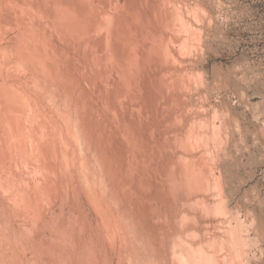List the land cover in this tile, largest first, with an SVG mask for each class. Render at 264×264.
I'll return each instance as SVG.
<instances>
[{
  "label": "rangeland",
  "instance_id": "374dc122",
  "mask_svg": "<svg viewBox=\"0 0 264 264\" xmlns=\"http://www.w3.org/2000/svg\"><path fill=\"white\" fill-rule=\"evenodd\" d=\"M0 1V9L4 8L1 9L0 22L4 21L2 23L6 25L0 24V29L6 34H0V49L7 47L4 49H8L10 56L5 62L0 60V69H4L5 75L7 73L8 83L27 93L32 103L30 109L22 114L27 126L24 135L19 136L11 129V136L13 134L22 142L29 155L33 156L34 136L42 129L46 139L58 144L66 155H58L55 169V181L63 197L58 199L49 195L46 199L40 195L36 204L38 212L35 207L33 211L24 204L23 210L9 180L7 184L10 186L6 184L9 169L2 157L7 158L9 147L3 139L0 140V180L3 179L0 181V194L10 208L8 212L4 211L0 200V225L10 221L15 233L35 238L40 243L58 238L57 241L74 248L82 262L92 261L93 254L97 252L102 264H180L177 259L180 253L188 257L194 254L193 259L199 256L195 260L200 264H264V149L254 148L250 155L243 152L245 143L240 136L241 128H246L249 142L254 145V131L264 130L259 121L260 117L264 119V0H96L104 15L108 12L114 17L110 35L107 36L106 31L96 35V28L92 26L94 33L88 34L90 38L78 34L72 41L67 38L64 41L61 31L65 27L63 15L71 10L68 14L79 17L75 12H79L80 5L85 8L87 0L76 3L73 0H46L52 5H47L44 0ZM162 4L170 12L183 14L186 25L196 35L194 41L185 42L181 36L176 38V30L161 22L158 7ZM68 6L69 9L72 6L73 11ZM62 10L66 13H60ZM55 18L60 22H55ZM89 19L87 22L92 21ZM24 38L26 42L30 38V44L42 49L39 52L44 61L55 58L42 64H48L53 75L44 73L39 76L35 68L42 66L33 67L36 63L33 64L29 56H24L23 60L17 57L16 53L20 52L16 50L21 51L25 47ZM163 38L176 58L159 56L158 59L153 53L149 55L150 44L154 48L160 46ZM52 43L55 46H51ZM185 44L187 51L180 56ZM165 68L164 83L170 87L166 90L160 86ZM178 68L186 69L185 79L175 72ZM62 71L67 77L62 78ZM35 76L37 79H33ZM211 121L215 123L213 129L207 124ZM222 121L228 122H225L226 128L231 126V136L229 131L223 130L224 126L222 128V133L225 131L223 134L229 135L228 139L221 135L222 139L225 138V145L216 135V128ZM209 129L214 135L212 138ZM202 134L208 135V139ZM218 139L219 144H216ZM226 145L230 149H226ZM229 150L231 155L227 154ZM10 151L20 162L21 154L16 150ZM192 162L205 174H209L213 167H221L224 178L218 177L220 182L213 178L214 181H208L210 186H200L197 190L202 197L197 199L187 198L186 186L183 184L185 187H182L184 170L190 169ZM239 162H246L247 167L240 168ZM22 167L23 171L27 169L23 175H28L24 176L29 178L32 188L27 192L34 191V184H38L39 189L42 185L44 188L43 180L35 182L29 177L32 165L24 163ZM77 169L85 175V189L79 181ZM5 189L8 191L4 192ZM223 191V198L227 195L224 203L222 198L215 197ZM71 194L74 196L72 201H67ZM88 194L94 195L93 201ZM10 196L17 198L13 200L18 205L12 203ZM94 198L99 202L97 205L102 201L109 209V216L105 215L110 225L119 221L124 226L128 239L121 232L114 236L110 234L104 214L97 209ZM122 206H128L131 211ZM34 212L40 216L38 220L30 219ZM27 213L31 217L28 218ZM223 216L230 217L232 221ZM34 220L35 223L38 221L39 227L35 228ZM136 222L140 226L147 222L154 227L152 239H146V234L142 228V231L138 230ZM187 228L191 231L186 232ZM2 229L0 264H36L38 257L34 249L24 245L19 255L10 245L13 229ZM73 230L82 235L80 240L70 236ZM158 230L164 231L159 233ZM180 230L185 243L181 246L175 245L176 235L173 236ZM157 251L161 253L157 255ZM26 253L27 256L23 257Z\"/></svg>",
  "mask_w": 264,
  "mask_h": 264
},
{
  "label": "bare ground",
  "instance_id": "6f19581e",
  "mask_svg": "<svg viewBox=\"0 0 264 264\" xmlns=\"http://www.w3.org/2000/svg\"><path fill=\"white\" fill-rule=\"evenodd\" d=\"M45 2H46V0H44ZM55 1H57V0H55ZM59 1V0H58ZM62 1V0H61ZM73 1H75L74 3H76V2H78V0H73ZM86 1V0H85ZM53 2H54V0H53ZM63 2V1H62ZM70 2V1H69ZM86 2H88L87 3V6L84 8V7H82L81 5L79 6V12L77 13V12H75V14H77L80 18H82V20H78L79 19V17H76V16H72V15H70L71 14V8H72V6H71V8L69 9V6L67 7L70 11L68 12V13H70V14H66L65 16L63 15V18H64V22L62 21V24H64L65 25V27H63L62 28V26H61V28H59V29H61V31H62V35H63V38H64V41H65V38H67V39H71V41L73 40L72 38H74V36H76V35H78V34H84V35H88V34H93L94 33V31H93V28H92V26H95V28H96V32L98 33V34H96V35H101L102 34V32H104L105 33V31H106V34H107V36L108 35H110L109 34V32L111 33V27H112V20L114 19V17H112L111 15H112V13H111V15L108 13V12H105V15H104V13L103 12H101V8L97 5V3H96V0H87ZM0 3H1V1H0ZM46 3H48V2H46ZM57 3H59V2H57ZM66 2H64V4H65ZM68 3V2H67ZM71 3V2H70ZM11 4V3H10ZM49 4H51L50 2L47 4V5H49ZM63 4V3H62ZM1 5V4H0ZM31 5V4H30ZM46 5V4H45ZM52 5V4H51ZM50 5V6H51ZM69 5V4H68ZM76 5V4H75ZM54 7H55V3H54V5H53ZM62 6V5H61ZM61 6H59V7H61ZM78 6V5H77ZM2 7V6H1ZM11 7V6H10ZM47 8L49 7V6H46ZM38 8V7H37ZM46 8V9H47ZM76 8V7H75ZM1 9H4V8H1ZM1 9H0V13H2L1 12ZM57 9H59L58 7H57ZM67 9V10H68ZM114 9V8H113ZM45 10V9H44ZM60 10V9H59ZM104 10V9H103ZM42 11V10H41ZM46 11V10H45ZM55 11V10H54ZM72 11H73V8H72ZM78 11V10H77ZM105 11V10H104ZM3 12H5L4 10H3ZM56 12H58V11H56ZM66 13V11L64 10H62V12H60V13ZM60 13H58V14H60ZM74 12H72V14H73ZM101 13H103V15L101 14ZM158 13H159V15L161 16L162 15V21L161 22H166L169 26H170V29H173V30H176V32L178 33V35H176L175 34V36H176V38L177 37H179V36H181V37H183V38H185L184 39V41L186 42L187 40H189V42L190 41H194L195 39H196V35H195V33L192 31V30H190L191 28H189L188 27V25H186V21H185V18H184V16H183V14H180L181 12H178V11H176V12H170L163 4H162V7H158ZM185 13V12H184ZM4 14V13H3ZM42 14V13H41ZM54 14V13H53ZM51 16H52V14H50ZM49 15V16H50ZM55 15V14H54ZM61 15V14H60ZM189 15V14H188ZM46 16V15H45ZM48 16V15H47ZM37 17H38V15H37ZM53 17V16H52ZM55 17H56V15H55ZM62 17V16H61ZM88 17L90 18L89 20H92V21H88L87 22V19H88ZM39 18V17H38ZM51 18V17H50ZM49 18V19H50ZM54 18V17H53ZM60 18V17H59ZM1 19H2V17H1ZM17 19V18H16ZM21 19V18H20ZM18 20V19H17ZM16 20V21H17ZM44 20V19H43ZM42 20V21H43ZM56 20V18L54 19V21ZM48 21V20H47ZM51 21V20H50ZM53 21V22H54ZM58 21H59V19H58ZM58 21H55V22H58ZM98 21V22H97ZM211 21V20H210ZM2 22H4V21H2ZM2 22H0V24L2 23ZM15 22V21H14ZM52 22V23H53ZM60 22V21H59ZM15 23H17V22H15ZM3 24V23H2ZM18 24V23H17ZM55 24V23H54ZM57 25H58V23H56ZM161 24V23H160ZM199 24V23H198ZM211 24V23H210ZM3 25H5V24H3ZM24 25H26V24H24ZM159 25V24H158ZM6 26V25H5ZM11 27V26H10ZM21 27V26H20ZM59 27V26H58ZM19 28V27H18ZM161 28V27H160ZM179 28V29H178ZM1 30V29H0ZM7 30V29H6ZM18 31V30H17ZM20 31V30H19ZM28 32V31H27ZM57 32H58V30H57ZM56 32V33H57ZM60 32V31H59ZM108 32V33H107ZM2 33H4V31L2 32V30H1V33L0 34H2ZM22 33V32H21ZM101 33V34H100ZM5 34V33H4ZM28 34V33H27ZM59 33H57V35H58ZM24 35H26V33H24ZM23 35V36H24ZM36 35V34H35ZM40 35V34H39ZM47 35V34H46ZM60 35V34H59ZM58 35V36H59ZM5 36H6V34H5ZM3 37V39L5 38L6 39V37ZM22 36V35H21ZM28 37H29V35H27ZM38 36V35H37ZM42 36V35H41ZM41 36H39L40 38H41ZM1 37H2V35H1ZM20 37V36H19ZM60 37V36H59ZM62 37V36H61ZM87 37H91V35H88ZM87 37H85V38H87ZM109 37H111V36H109ZM21 38L22 37H20V41H21ZM81 38V37H80ZM97 38V37H96ZM30 39V38H29ZM28 39V40H29ZM62 39V38H61ZM112 39V37L109 39V40H111ZM174 39V38H173ZM182 39V38H181ZM28 40H27V42H26V38H24V41H22L23 43H26V44H24L25 45V47L24 46H21V49H23V47H24V49L23 50H21V51H17L16 50V52H20V53H16L18 56V58L20 59V60H23L24 58V56H29V58H31V62H33V64L34 63H36V65H33V67H35V66H37V65H40L39 67H41L42 66V68H35L36 69V71L35 72H37L36 74H38L39 73V76H41L42 74H46L47 73V75H53V70L51 71L50 70V68H48L47 67V65L45 66V65H42V64H45V61L47 60H49V62H50V59L52 58H54V57H46V58H50V59H46V58H44V59H46L45 61L43 60V58H42V53L41 52H39V51H41V50H38V47L36 48V46L34 47L32 44H30L29 42H28ZM41 40H44V38L42 37V39ZM86 40H89V39H86ZM92 40V39H91ZM170 40H171V38H170ZM180 40V39H179ZM204 40V39H203ZM30 42H31V40H29ZM85 41V40H84ZM21 42V43H22ZM94 42V41H93ZM174 42V41H173ZM183 42V41H182ZM181 42V43H182ZM197 42H199V41H197ZM202 42V41H201ZM33 43V42H32ZM75 43V42H74ZM1 44V43H0ZM4 44V43H3ZM34 44V43H33ZM78 44V43H77ZM90 44H91V42H90ZM2 45V44H1ZM0 45V46H1ZM51 45V44H50ZM55 46V44H53L52 43V45L51 46ZM81 45V44H80ZM189 45V44H188ZM84 46V45H83ZM92 46V45H91ZM185 46H186V44H185ZM184 45H183V49L182 50H184L183 52H181L180 53V56L185 52V51H187V46L185 47ZM190 46V45H189ZM201 46V45H200ZM14 47H15V45H14ZM18 47V46H17ZM75 47V46H74ZM177 47V46H176ZM4 48H7V47H4ZM0 49V60H3L4 62H5V60H6V57H7V59H10V56L8 57V49H7V51H5V49ZM54 47H52V49H53ZM191 48V47H190ZM189 48V49H190ZM51 49V48H50ZM78 49H79V47H78ZM15 50V49H14ZM83 50V49H82ZM173 50V49H172ZM171 50V48H169V43H167V42H165V40H164V38L162 39V41H161V43H160V46H157V47H155L154 48V46L152 45V44H150V52H149V55H151L152 53H153V55L155 56V57H159V56H161V57H164V58H166V57H168V58H172L173 57V59L174 58H176V56H175V54H174V52ZM175 51V50H174ZM43 52V51H42ZM58 52V51H57ZM84 53V52H83ZM44 54V53H43ZM70 54V53H69ZM179 54V53H178ZM95 55V54H94ZM43 56H45V55H43ZM46 56H48V55H46ZM49 56H51V55H49ZM183 56V55H182ZM83 57V56H82ZM91 58H93V57H91ZM184 58V57H183ZM13 59V58H12ZM51 59V60H52ZM55 59V58H54ZM159 59V58H158ZM94 60V59H93ZM116 60V59H115ZM186 60V59H185ZM3 61L1 62V63H3ZM9 61V60H8ZM28 61V60H27ZM53 61V60H52ZM93 62V61H92ZM130 62H131V60H130ZM174 62V61H173ZM181 62V61H180ZM185 62V61H184ZM19 63H21V62H19ZM22 63H24V62H22ZM56 63V62H55ZM54 63V64H55ZM166 64V63H165ZM179 64V63H178ZM182 64V63H181ZM21 65V64H20ZM23 65V64H22ZM31 65V64H30ZM31 65V66H32ZM93 65V64H92ZM116 65V64H115ZM141 65V64H140ZM185 65V64H184ZM6 66V65H5ZM4 66V67H5ZM24 66V65H23ZM49 66V65H48ZM59 66V65H58ZM193 66V65H192ZM102 67V66H101ZM1 68V67H0ZM28 68H30V67H28ZM100 68V67H99ZM56 69V68H55ZM101 69V68H100ZM124 69V68H123ZM166 69V68H165ZM171 69V68H170ZM174 68L172 67V70H173ZM3 68L2 69H0V140L1 139H3L5 142H6V144H7V146L9 147V151L7 152V158L6 157H4L3 155V157H2V159H3V161H4V163H6L7 164V167H8V169H9V174L8 173H6V174H8V177H9V179H8V177H7V179H6V184L7 183H9V184H11V186L9 185V184H7V186L9 187L10 186V188H12V189H14V192H13V194H15V196L17 197V198H19L20 199V203H18V204H22V207H23V204H24V206L25 207H27L28 209L30 208V209H32L33 207H35L36 209H37V212H38V208L39 207H37L36 206V204L38 203V200H39V196L41 195V197H46V199H47V197L49 196V197H55V196H57L58 197V199H61L62 197H63V193H60L59 194V192H60V190L58 189V185H57V182L55 181L56 180V178H55V173H57L56 172V166H58V162H57V157H58V155L59 156H64V157H66V155L63 153V151L60 149V147L58 146V144H56V143H53V142H51L49 139H46V137L44 136V134H45V131L44 130H42L41 128V130L40 131H38L37 132V134H36V136H34V147H32L31 149H32V154H33V156H31V155H29V153H28V151L26 150V148H24V145H23V143L22 142H20L19 140H16L15 139V137H14V135L12 134V136H11V133H10V130L12 129V131L13 132H15L17 135H19V136H23L24 135V132L27 130V126H26V124L24 123V121H23V116H22V114L25 112V111H27L28 109H30V106H31V101H30V98L24 93V91H22L21 89H19V88H17V87H13V86H11L9 83H8V79H7V77L8 76H6L7 75V73H6V75L4 74V72H3ZM176 71L175 72H177L178 73V75L182 78V79H185V75H187V74H185L187 71H186V69L184 68V70L183 69H175ZM16 71V70H15ZM33 71V70H32ZM96 71L98 72V70L96 69ZM162 71V70H161ZM165 71V73H163L162 72V74H164V77L161 79V81H160V86L162 87L161 89H164V90H166V88L167 89H169L170 87L169 86H165V83H164V79L166 78L165 77V74H166V71H167V69L166 70H164ZM35 72H34V74H35ZM99 72H102V71H99ZM149 72V71H148ZM32 73V72H31ZM49 73V74H48ZM57 73H58V71H57ZM56 73V74H57ZM188 73H189V71H188ZM13 74H15V73H12V75ZM35 74V75H36ZM59 74V73H58ZM65 74H66V72L65 71H62L61 72V76H62V78H64V77H67V76H65ZM102 75V74H101ZM105 75V74H104ZM14 76V75H13ZM16 76V75H15ZM36 77V78H35ZM33 79H37V77L38 76H35ZM105 77V76H104ZM131 77V76H130ZM102 78V77H101ZM44 79V78H43ZM100 79V78H99ZM35 82V81H34ZM44 82V81H43ZM202 82V81H201ZM15 83H17V82H15ZM54 83V82H53ZM12 84V83H11ZM18 84V83H17ZM40 84H42V83H40ZM141 84V83H140ZM172 84L173 83H171L170 84V86H172ZM12 85H14V84H12ZM20 86H22V85H20ZM28 86V85H27ZM36 86V85H35ZM44 86V85H43ZM47 88V87H46ZM45 88V89H46ZM88 88V87H87ZM135 88V87H134ZM160 88V87H159ZM24 89V88H23ZM31 89H32V87H31ZM38 89V88H37ZM137 89V88H136ZM52 90V89H51ZM105 90V89H104ZM27 91V90H26ZM54 91V90H53ZM31 92V91H30ZM88 92V91H87ZM62 93V92H61ZM32 96H33V94H31ZM62 95H64V94H62ZM176 95V94H175ZM96 96V95H95ZM184 96V95H183ZM65 97H67V96H65ZM180 97V96H179ZM49 98V97H48ZM185 98V97H184ZM199 98V97H198ZM197 98V99H198ZM180 99V98H179ZM37 100V99H36ZM35 100V101H36ZM40 100V99H39ZM69 100V99H68ZM131 100V99H130ZM64 101V100H63ZM67 101V100H66ZM52 102V101H51ZM114 102V101H113ZM131 102V101H130ZM172 103V102H171ZM53 104V103H52ZM54 105V104H53ZM61 105V104H60ZM59 105V106H60ZM43 106V105H42ZM57 107V106H56ZM60 108V107H59ZM97 108V107H96ZM205 108V107H204ZM187 109V108H186ZM104 110V109H103ZM198 111V110H197ZM29 112V111H28ZM27 113V112H26ZM63 113H65V112H63ZM223 113V112H222ZM230 113V112H229ZM29 113H27L26 115H28ZM33 114V113H32ZM31 114V115H32ZM49 114V113H48ZM66 114V113H65ZM96 114V113H95ZM106 114V113H105ZM109 114V113H108ZM224 114V113H223ZM122 115V114H121ZM262 115V114H261ZM260 115V116H261ZM225 116H226V114H225ZM224 116V117H225ZM33 117H35V116H33ZM32 117V118H33ZM28 118V117H27ZM75 118V117H74ZM38 120V119H37ZM74 120V119H73ZM155 120V119H154ZM225 120V119H224ZM33 121V120H32ZM220 121V120H219ZM226 121H228V120H226ZM226 121H222L221 123H220V125L219 124H217V125H219L218 126V128H216V130H218L217 131V133H216V135L218 136V137H220L219 139H222V137H221V135L225 132V131H229V130H231V126L229 127L228 125H226V126H228V128H226L225 127V124L226 123H228V122H226ZM259 121H260V123L261 124H263L264 125V119L263 118H259ZM212 123L210 124V122L209 123H207V124H209V125H215V123L213 122V121H211ZM226 122V123H225ZM28 124H29V122H28ZM72 124V123H71ZM206 124V123H205ZM216 125V126H217ZM115 126V125H114ZM203 126V125H202ZM202 126L200 127V128H202ZM205 126V125H204ZM223 126L225 127V128H223ZM123 127V126H122ZM207 127H209L208 125H207ZM206 126H205V128H207ZM196 128V127H195ZM199 128V129H200ZM204 128V127H203ZM205 128H204V134H206V132H205ZM213 128H215L214 126H212V128H210V129H213ZM222 128H223V130H225L223 133H222ZM230 128V129H229ZM78 129V128H77ZM81 129V128H80ZM118 129V128H117ZM193 129H194V127H193ZM209 129V130H210ZM79 130V129H78ZM77 130V131H78ZM196 130V129H195ZM201 130V129H200ZM215 129H214V131H216ZM49 131V130H48ZM199 131V130H198ZM213 131V130H212ZM233 131V130H232ZM29 132V131H28ZM51 132V131H50ZM164 132V131H163ZM191 132V131H190ZM195 132H197V131H195ZM200 132V131H199ZM207 132L209 133V131L207 130ZM231 131H229L228 133H229V135L231 134L230 133ZM234 132V131H233ZM52 133V132H51ZM207 133V134H208ZM211 133V134H210ZM210 133H209V136L211 137V136H214V135H212L213 133L211 132V130H210ZM30 134V133H29ZM204 134H202L203 136V138H205V137H207L208 135H205L204 136ZM64 135V134H63ZM71 135V134H70ZM188 135H189V133H188ZM224 135V134H223ZM229 135H227V137L229 138ZM234 134L232 133V137H234L233 136ZM225 136V135H224ZM231 136V135H230ZM236 136V135H235ZM240 136H242V140L244 141V143H245V150L243 151V152H245V153H248L249 155L250 154H252V152H253V149L254 148H263L264 149V130L263 129H260V130H258V131H254V136L256 137V142H255V144L254 145H251L250 144V142H249V139H248V130L246 129V128H241V132H240ZM191 138H192V136H190ZM201 137V138H202ZM218 137H216V139L218 138ZM226 137V136H225ZM226 137V139H228ZM232 137H230L231 139H233ZM69 138V137H68ZM80 138V137H79ZM196 138V137H195ZM199 138V137H198ZM212 138V137H211ZM211 138H210V140H211ZM31 140H32V138H30ZM29 139V140H30ZM81 139V138H80ZM206 139H208V137L206 138ZM219 139H218V141H214L216 144L219 142ZM223 139H225L224 137H223ZM222 139V141H223V144H224V140ZM195 140H197V139H195ZM199 140V139H198ZM205 140V139H204ZM213 140H214V137H213ZM230 140V139H229ZM123 141V140H122ZM221 141V140H220ZM29 142V141H28ZM230 142V141H229ZM30 143V142H29ZM221 143V142H220ZM190 144V143H189ZM219 144V143H218ZM222 143L220 144V145H222V146H224ZM220 145L218 146V147H220ZM31 146V145H30ZM33 146V145H32ZM190 146V145H189ZM217 146V145H216ZM226 147V149L229 147H227V145L225 146ZM10 149L11 150H16V153L18 152V153H20L21 154V156H22V159L20 160V162L19 161H17L15 158H14V156H13V154H12V152L10 151ZM130 149V148H129ZM220 149H221V147H220ZM222 149H223V147H222ZM225 149V148H224ZM223 149V150H224ZM228 149H230V148H228ZM64 150H66V149H64ZM219 150V149H218ZM80 151V150H79ZM79 151H77V152H79ZM222 151V150H221ZM228 153V155H231V151L229 150V151H227ZM15 153V152H14ZM15 153V154H16ZM17 155V154H16ZM31 156V157H30ZM19 156L17 155V158H18ZM104 158V157H103ZM145 158V157H144ZM143 158V159H144ZM107 159V158H106ZM223 159V158H222ZM23 160H24V163H27V164H30V165H32L33 166V168H31V172L29 173L30 174V176L29 177H31V180H34L35 182L36 181H39V180H43L44 181V188H42V186H41V189H39V187H37V185L36 184H34V187H35V189H34V191H32V192H27L28 190H31L32 188H31V186L29 185V181L27 180V179H29V178H27L26 179V176H24V175H27V174H24L23 175V172L24 171H26V170H24L23 171V165H24V163H23ZM71 161V160H70ZM190 161V160H189ZM63 162V161H62ZM104 162V161H103ZM3 163V162H2ZM188 163V162H187ZM190 163V162H189ZM61 164V163H60ZM79 164V163H78ZM83 164V163H82ZM192 164H193V162H192ZM188 165V164H187ZM194 165V164H193ZM191 166V168L190 169H188V168H185V170H184V172H186L185 173V175H184V172L182 173L183 175H184V181L185 182H182V187L184 188L185 186V189L187 190V192L188 193H186V196H187V194H189L188 196H187V198H190V199H194V198H196V197H198L199 198V196H201L200 195V192L197 190L198 188H200V186L201 187H204V186H206V185H209V183H208V181L210 180V182H211V180H213V178H214V180L215 179H217L218 180V177H219V179H221L223 176H222V172H220V168L221 167H219V169L218 168H215V167H213L212 168V170L209 172V174H205V172H203L202 170H200L199 168H198V166L197 165H194V166ZM211 165V164H210ZM218 166V165H217ZM238 166L240 167V168H245V167H247V164H246V162H239L238 163ZM24 167H26V166H24ZM85 167V166H84ZM190 167V166H189ZM30 169V168H29ZM62 169V168H61ZM206 169V168H205ZM216 170H218V172H216ZM4 171V170H3ZM77 173H78V178H79V181H80V183H82V185H83V189H85V188H87V185H86V180H85V175L81 172V170H79V169H77ZM0 172H1V167H0ZM29 172V171H28ZM72 172V171H71ZM93 172V171H92ZM103 172V171H102ZM2 173V172H1ZM0 173V174H1ZM87 173V172H86ZM98 173V172H97ZM208 173V172H207ZM73 174V173H72ZM103 174V173H102ZM89 175H90V173H89ZM182 175V176H183ZM7 176V175H6ZM28 176V175H27ZM87 176V175H86ZM102 176V175H101ZM181 176V177H182ZM5 177V176H4ZM6 178V177H5ZM75 178V177H74ZM88 178V177H87ZM104 178V177H103ZM110 178V177H109ZM99 179V178H98ZM182 179H183V177H182ZM224 178H222V180H223ZM3 180V179H2ZM2 180H0V181H2ZM8 180H9V182H8ZM213 180V181H214ZM217 180H215V181H217ZM5 181V180H4ZM3 181V182H4ZM28 181V182H27ZM40 181V182H41ZM108 181V180H107ZM126 181V180H125ZM219 182H220V180H218ZM34 182V183H35ZM39 182V183H40ZM5 183V182H4ZM106 183V182H105ZM117 183V182H116ZM213 183V182H212ZM71 184V183H70ZM111 184H113V183H111ZM183 184L185 185V186H183ZM206 184V185H205ZM36 185V186H35ZM103 185V187H104V183L102 184ZM6 186V185H5ZM7 186H6V188H7ZM210 186V185H209ZM99 187V186H98ZM103 187H101L100 186V188H103ZM38 188V189H37ZM214 188V187H213ZM4 189V188H3ZM9 189V188H8ZM8 189H7V191H8ZM115 189V188H114ZM6 191V189L4 190V192H7ZM120 191V190H119ZM138 191H139V189H138ZM221 191V190H220ZM71 192V191H70ZM117 192V191H116ZM224 192L225 191H223V192H219V194L217 193V195L215 196V197H219L220 198V200H221V198L223 199V203H224V198L225 197H227V195L223 198V194H224ZM6 194H8V193H6ZM9 194H10V191H9ZM11 194H12V192H11ZM13 194H12V196H13ZM99 194V193H98ZM113 194H114V192H113ZM126 194V193H125ZM128 194V193H127ZM32 195H34V198H32L31 196ZM96 195V194H95ZM107 195H108V193H107ZM8 196V195H7ZM88 196H89V199H92V201H93V197L92 196H94V195H89L88 194ZM190 196V197H189ZM261 196V195H260ZM11 197V196H10ZM73 195L71 194V195H69L68 196V198H66V196H65V198L67 199V201H72V199H73ZM97 197V196H96ZM123 197V196H122ZM202 197V196H201ZM12 198V197H11ZM17 198H12V200L14 199L15 201H16V199ZM101 198V197H100ZM112 198V197H111ZM219 198H217V199H219ZM9 199V198H8ZM7 199V200H8ZM44 199V198H43ZM110 199V198H109ZM135 199V198H134ZM197 199V198H196ZM215 199V198H214ZM216 199V200H217ZM226 199V198H225ZM0 200H1V203H2V205H1V207H2V209L4 210V211H6V212H8L9 210H10V208H9V205L6 203V200H4V198L1 196V194H0ZM11 200V199H10ZM11 200V201H12ZM12 201V203L13 204H16V205H18L17 203H15V201ZM112 200H113V198H112ZM127 200V199H126ZM215 200V201H216ZM219 200V201H220ZM9 201V200H8ZM10 201V202H11ZM43 201V200H42ZM47 201V200H46ZM46 201H44V203H46ZM94 201H95V203H96V207H97V209L100 211V212H102L103 214H104V221H105V223L107 224V226L109 227V232H110V234L112 235V236H114L115 235V233H120L121 232V234H123V236H127V231H126V229L124 228V226L119 222V221H116L113 225H110L109 224V222L107 221V216H109V209L106 207L105 208V206H104V204L102 203V201H101V203L100 204H98L97 205V203H99V202H97L96 201V199L94 198ZM104 201V200H103ZM116 201V200H115ZM218 201V202H219ZM49 202V200L47 201V203ZM120 202V201H119ZM122 202V201H121ZM124 202V201H123ZM214 202V201H213ZM51 203H52V201H51ZM51 203H49V204H47L48 205V208H50L51 206H50V204ZM112 203V202H111ZM116 203H118V202H116ZM203 203V202H202ZM221 203V202H220ZM126 204V203H125ZM182 204V203H181ZM213 204V203H212ZM19 205V206H20ZM124 205V204H123ZM127 205V204H126ZM145 205V204H144ZM214 205H216V204H214ZM222 205V204H221ZM18 206V207H19ZM39 206V205H38ZM44 206V205H43ZM52 206H53V204H52ZM121 206V205H120ZM177 206V205H176ZM21 206H20V208H22ZM111 207V206H110ZM123 208H125V207H127L128 208V206H122ZM180 207V206H179ZM27 208H26V210H27ZM45 208V207H44ZM121 208V207H120ZM136 208V207H135ZM143 208V207H142ZM146 208V207H145ZM215 208H216V206H215ZM219 207H217V209H218ZM223 208H226V207H224L223 206ZM122 209V208H121ZM129 209V208H128ZM134 209V208H133ZM220 209H222V207L220 208ZM23 210H24V207H23ZM33 210V209H32ZM44 210V209H43ZM119 210V209H118ZM130 210V209H129ZM215 211H217L216 209H214ZM228 209L226 208V211H227ZM249 210V209H248ZM28 211V210H27ZM34 211V210H33ZM48 211V210H47ZM120 211V210H119ZM118 211V212H119ZM123 211V210H122ZM131 211V210H130ZM174 211V210H173ZM220 211H222V210H220ZM229 211V210H228ZM35 212H36V210H35ZM34 212V214H32V216L33 217H31L30 216V214L29 213H27L26 215H27V217L28 216H30L31 218L30 219H32V218H34V219H37L38 218V216H37V213H35ZM43 212V211H42ZM49 212V211H48ZM223 212H225V210L223 211ZM222 212V213H223ZM230 212H231V210H230ZM52 213H53V211H52ZM194 213V212H193ZM206 213V212H205ZM221 213V212H220ZM231 213H233V212H231ZM29 214V215H28ZM44 214V213H43ZM107 216H106V215ZM195 214V213H194ZM197 214H199V213H197ZM197 214H195V215H197ZM201 214V213H200ZM199 214V215H200ZM226 214V213H225ZM40 215H41V213H40ZM223 215V214H222ZM221 215V216H222ZM237 215H239V214H237ZM42 216V215H41ZM147 216V215H146ZM226 216V215H225ZM225 216H223L224 218H225ZM235 216V215H234ZM40 217V216H39ZM217 217V216H216ZM228 217V216H227ZM226 217V218H227ZM230 217L232 218V215H230ZM230 217H228V219L230 218ZM237 217V216H236ZM240 217V216H239ZM29 218V217H28ZM41 218H44V215H43V217H41ZM161 217H159V219H160ZM199 218V217H198ZM223 218V220L224 221H226L225 219ZM227 219V220H228ZM237 219V218H236ZM236 219H233V221H235ZM38 220V219H37ZM135 220V219H134ZM147 220H148V218H147ZM161 220V219H160ZM229 220H231V219H229ZM35 221L36 220H34V221H32L33 222V224L35 223ZM208 221V220H207ZM212 221V220H211ZM232 221V220H231ZM127 222V221H126ZM132 222V221H131ZM227 222V221H226ZM36 224V227L35 228H37V227H39V223H38V221H37V223H35ZM127 224V223H126ZM230 224V223H229ZM32 225V224H31ZM70 225V224H69ZM102 225V224H101ZM130 225V224H129ZM136 225H137V227H138V230H140V231H142V229H143V232H144V234H146V239H152L151 237H153V232H154V227H151L149 224H147V222L146 223H144V224H141V226H140V223H138V222H136ZM33 226V225H32ZM71 226V225H70ZM131 227V226H130ZM227 227V226H226ZM2 228H5V229H8V230H10V229H13V231L12 232H14V234H13V242L12 243H10V245L11 246H13V247H15V250H16V252L20 255V253L22 252L21 251V248H22V246H26V245H30L33 249H34V253L35 254H37V257L38 258H36V264H102V261H101V259H100V257L97 255V252H95L93 255H95V257L92 259V261H85V262H82L81 260H80V258H79V255H78V253H77V251L74 249V248H72V247H70V246H68V245H66L65 244V242L63 243V242H61V241H57L58 240V238H57V240H46V241H44V242H42V243H40V242H38V240L37 239H35V238H32V239H30V238H28V237H25V236H20V234H18V233H15V228L13 227V223L12 222H10V221H6V223H4L3 224V222H2V224L0 225V231L1 230H3ZM32 228H34V227H32ZM31 228V229H32ZM142 228V229H141ZM105 229V228H104ZM179 229V228H178ZM190 229V231H191V228H189ZM189 229L187 228V229H185L186 230V232L187 231H189ZM215 229V228H214ZM15 230V231H14ZM129 230H130V228H129ZM185 230H183V233H185ZM199 230V229H198ZM35 231H37V230H35ZM159 231V230H158ZM162 232L164 231V230H161ZM161 231H159V233L161 232ZM21 232H22V230H21ZM131 232V230L129 231V233ZM119 236H120V234H118ZM154 235H156V234H154ZM163 235V234H162ZM177 237H176V236ZM70 236L74 239V240H80L81 238H82V235L80 234V233H77L76 231H71L70 232ZM134 236V235H133ZM173 236H175V238H176V240H175V245H178V244H180V246H181V244L182 245H184L185 243L183 242L184 240L182 239V230H180V231H177V232H175V234L173 235ZM118 237V236H117ZM131 237V236H130ZM156 237V236H155ZM154 237V238H155ZM158 237H159V235H158ZM127 238V237H126ZM160 238V237H159ZM128 239V238H127ZM133 239V238H132ZM156 239V238H155ZM155 239H153V240H155ZM173 239V238H172ZM174 241V240H173ZM111 244V243H110ZM135 244V243H134ZM138 244V243H137ZM132 245V244H131ZM131 245H130V247H131ZM147 245V244H146ZM112 246V245H111ZM133 246V245H132ZM162 246V245H161ZM160 247V246H159ZM163 247V246H162ZM199 247V246H198ZM197 247V248H198ZM136 248V247H135ZM149 249V248H148ZM5 250V249H4ZM3 250V251H4ZM131 250H133V248H131ZM136 250V249H135ZM139 250V249H138ZM158 251H159V249H157ZM161 250V249H160ZM46 251L50 254H47L46 253ZM157 251V255H159L161 252H158ZM134 252V251H133ZM133 252H131V254L133 253ZM137 252V251H136ZM4 253H5V251H4ZM124 253V252H123ZM128 253V252H127ZM126 253V254H127ZM155 253H156V251H155ZM3 254V253H2ZM27 254L28 253H26L25 255H23V257H25V256H27ZM118 254V253H117ZM134 254V253H133ZM194 254H192L191 256H189L188 257V255H185L184 253H180V256H178L177 255V259L179 260V263L180 264H200V263H198V262H200V261H197V260H195L196 258H198L199 256H197L196 255V258L195 259H193L192 258V256H193ZM6 256V255H5ZM126 256V255H125ZM137 256H139V255H137ZM137 256H135V258L137 257ZM175 256V255H174ZM5 259H6V257H5ZM26 259V258H25ZM132 259V258H131ZM201 259V258H200ZM206 259V258H205ZM26 260H28V259H26ZM136 260V259H135ZM4 261V260H3ZM6 261H8V259H6ZM28 261H30V260H28ZM122 262H123V260H122ZM129 262V261H128ZM137 262H139V261H137ZM143 262V261H142ZM130 263V262H129ZM132 263V262H131ZM155 263V262H154ZM32 264V263H31ZM125 264H126V262H125ZM136 264V263H135ZM143 264V263H142ZM207 264H211L210 262H208Z\"/></svg>",
  "mask_w": 264,
  "mask_h": 264
}]
</instances>
